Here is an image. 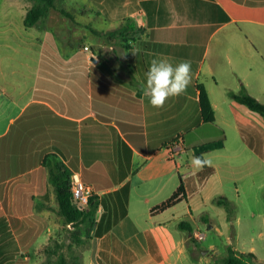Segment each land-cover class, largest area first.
Here are the masks:
<instances>
[{
  "label": "crops",
  "instance_id": "1",
  "mask_svg": "<svg viewBox=\"0 0 264 264\" xmlns=\"http://www.w3.org/2000/svg\"><path fill=\"white\" fill-rule=\"evenodd\" d=\"M95 1L108 12H48L31 27L28 10L7 12L20 19L5 32L37 34L22 40L26 56L0 57V256L9 242L30 251L70 227L50 179L60 160L94 189L90 264H196L193 234L179 223L209 222L216 194L228 205L238 195L244 159L264 163V117L229 95L245 87L264 102V0ZM122 24L136 28L128 42L105 36ZM161 58L190 62L191 82L154 108L139 80ZM201 84L215 121L203 118ZM180 137L184 150L171 152ZM202 154L212 166L191 163ZM181 183L186 197L155 209Z\"/></svg>",
  "mask_w": 264,
  "mask_h": 264
},
{
  "label": "rangeland",
  "instance_id": "2",
  "mask_svg": "<svg viewBox=\"0 0 264 264\" xmlns=\"http://www.w3.org/2000/svg\"><path fill=\"white\" fill-rule=\"evenodd\" d=\"M58 1L70 12H108L105 8L106 4H100L99 1L96 2L95 0ZM32 5L31 0H0L1 58L5 57L7 59L9 56L22 57L28 53V45L26 46V43L22 40L26 36L37 34L36 29L22 27L15 31L5 32L4 30L8 24L7 19L13 18L16 24L20 19L16 13L7 18V12H26ZM50 12L61 11L51 9ZM83 19L88 20L89 16ZM98 28H101L100 25ZM83 29L84 27L81 28L82 32ZM85 34L87 35L81 39L82 43L93 40L94 33L89 31ZM6 41H11V43ZM35 47L36 45L29 50L30 54ZM9 72L11 71L8 66L5 67V73L9 74ZM244 157L246 158V156ZM238 175L236 181L232 182L234 188L232 193H238V195L233 196V201H230V205H228L218 202L221 197L216 194L215 200H211L205 210L206 219L211 216L209 222H201L195 230H200L206 234L204 240L194 239L196 241L194 243L198 246L193 251L194 257L197 259L196 264H220L217 259L229 255V246L236 247V251L247 249L246 252H249V248L253 244L257 246L258 250V257L254 261L256 264H264V163L260 160L251 159L247 161V159H244L238 170ZM215 189L219 190V185H216ZM65 241L66 245L72 242L69 225L61 226L55 235H51L46 244H41L30 251L27 248L14 251L13 244L16 242H9V249L0 256V264H49L46 248H55L58 242L63 243ZM91 245V238L80 246L76 243L73 245V250L80 255L82 264H90L91 262L92 257L89 256ZM211 245H215L219 251L208 249ZM64 251L69 255L70 250L67 246Z\"/></svg>",
  "mask_w": 264,
  "mask_h": 264
},
{
  "label": "trees",
  "instance_id": "3",
  "mask_svg": "<svg viewBox=\"0 0 264 264\" xmlns=\"http://www.w3.org/2000/svg\"><path fill=\"white\" fill-rule=\"evenodd\" d=\"M33 2L32 7L27 11L24 25L31 27L38 25L41 18L46 15L51 9H57L61 12H65L67 15H71L70 11L64 8L58 0H31ZM136 28L128 24H122L119 27L108 31L105 36L114 39L120 38L123 42H128L131 35L135 32ZM229 95L236 101L246 105L250 109L257 111L264 116V102L256 96L248 92L243 87L239 92L230 91ZM200 99L202 106L203 118L206 121H215V111L213 109L209 94L206 87L200 85ZM72 174L73 171L63 162L56 161L55 165L50 168V179L53 183L59 203V212L64 216L66 221L70 224L71 241L66 245V241L63 243H57L55 248L47 247L49 264H82L80 255L76 254L73 250V245H82L91 238V233L98 230V223L95 218L97 211V203L92 196L89 205L85 208L80 207L75 201L72 190ZM187 191L184 183L178 187L175 193L162 204L155 209H165L171 205L176 204L184 197H186ZM223 198H219L220 203H223ZM205 218V217H204ZM179 227L189 230L193 235L194 240V227L188 221H181ZM195 241V240H194ZM196 242V241H195ZM68 247L69 255L64 251L65 247ZM229 255L227 257H219L217 259L220 264H256L254 259L257 257L253 251L243 252L236 251L232 246L228 247Z\"/></svg>",
  "mask_w": 264,
  "mask_h": 264
},
{
  "label": "clouds",
  "instance_id": "4",
  "mask_svg": "<svg viewBox=\"0 0 264 264\" xmlns=\"http://www.w3.org/2000/svg\"><path fill=\"white\" fill-rule=\"evenodd\" d=\"M139 80L138 77H135ZM191 82V64L180 61L173 65L166 59H153L145 73V79L139 80L143 96L148 98L154 108H162L170 97L182 95ZM191 163L198 169L212 166L206 154L193 155Z\"/></svg>",
  "mask_w": 264,
  "mask_h": 264
},
{
  "label": "built area",
  "instance_id": "5",
  "mask_svg": "<svg viewBox=\"0 0 264 264\" xmlns=\"http://www.w3.org/2000/svg\"><path fill=\"white\" fill-rule=\"evenodd\" d=\"M85 48L90 50L89 46H86ZM167 147L173 153H175V151L181 152L184 150L183 139L180 137ZM72 190L77 204L82 208L87 207L94 195V189L92 185L88 184L78 172H74L72 174ZM194 237L198 240H204L206 238V234L197 230L194 232Z\"/></svg>",
  "mask_w": 264,
  "mask_h": 264
}]
</instances>
